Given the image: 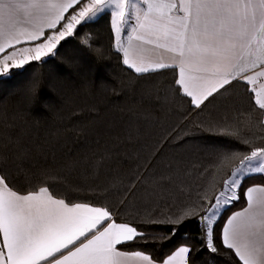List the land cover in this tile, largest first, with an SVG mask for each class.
I'll list each match as a JSON object with an SVG mask.
<instances>
[{
	"label": "snow or ice",
	"instance_id": "1",
	"mask_svg": "<svg viewBox=\"0 0 264 264\" xmlns=\"http://www.w3.org/2000/svg\"><path fill=\"white\" fill-rule=\"evenodd\" d=\"M105 31L120 63L158 106L156 122L166 134L145 143L146 155L127 176L100 180L97 171L95 179L75 180L81 167L88 169L79 160H64L54 172L39 133L37 109L46 114L51 107L42 97L45 83L28 79L10 107L0 105V264H197L204 253L211 260L202 264L233 253L238 264H264V183L245 186L252 175H264V142L244 138L240 120L264 133V0H0V53L22 38L46 37L19 59L15 53L0 58V80L29 61L54 59L69 37L78 36L83 51L93 50ZM94 50L103 60V50ZM81 66L79 55L68 56L49 95L67 89L69 74ZM169 70L171 81L155 79ZM239 87L249 101L246 115L229 103ZM174 116L210 137L242 140L248 150L211 142L166 155L164 144L190 139L178 137L182 126H172ZM96 121L80 132L99 143L112 130L99 113ZM127 134L134 136L131 128ZM196 153L214 158L217 172L227 175L218 190L213 180V195L184 199ZM241 199L245 206L228 214ZM177 201L179 214H165L163 221L145 211ZM185 222L195 223V234L185 233L163 254L154 251L171 244ZM144 223L171 227L154 233L143 230Z\"/></svg>",
	"mask_w": 264,
	"mask_h": 264
},
{
	"label": "trees",
	"instance_id": "2",
	"mask_svg": "<svg viewBox=\"0 0 264 264\" xmlns=\"http://www.w3.org/2000/svg\"><path fill=\"white\" fill-rule=\"evenodd\" d=\"M85 1V0H84ZM103 24L93 25V28H99ZM89 31L88 28L82 30ZM70 43L65 44L60 50V54L54 59L44 58L42 61H29L23 68L13 69L14 76L6 77L0 80V105L10 107L14 99L19 95V89L32 77H42L45 88L42 97L45 103L51 105L46 114L41 112L39 124V133L41 141H48V160L47 164L54 172H61L62 161L79 160L88 163V169L80 168V174L74 175L75 180H92L96 178L97 171L99 179L105 180L109 176L117 173L127 176L134 170L143 158L147 149L145 143H154L161 136L165 135V129L157 124L158 106L149 100L144 94L145 85L143 82L136 83L137 75L131 70H125L114 49L111 48L107 32H102L99 44L95 48L103 50V60L96 51H83L80 46L79 37L66 38ZM61 43H64L63 41ZM59 47V46H58ZM71 55H79L82 58L81 71H73L69 74L71 84L67 89L59 88L58 91L49 95V86L55 83L53 77L58 71L59 65L67 66V58ZM173 72L169 70L164 76L156 77L158 81H171ZM103 81V87L99 82ZM233 98L229 103L234 104L241 112L246 115L248 99L245 90L242 87L232 90ZM254 104V99L252 102ZM211 107V106H210ZM106 121L111 127L112 135L100 140L97 143L96 137H85L81 134L82 126H92L96 123V116ZM235 115V113H233ZM241 120V134L252 143L260 144L264 142V133L258 128H248ZM177 124L182 127L178 130V137L186 133L190 137L188 143L178 144L175 141L164 144V154L184 152L192 144L225 142L234 151H247L248 146L244 145L242 140L237 141L232 138L214 136L210 137L207 133H200L193 128L191 121H184L180 116H174L172 126ZM131 128L134 136L128 138L127 130ZM138 132V135H137ZM58 134V139L56 138ZM104 156L106 159L102 160ZM194 168L185 185L184 199L196 200L205 191L211 196L214 194L212 188L213 180L218 190L222 180L226 178L227 173L217 172L214 167V158L196 153L192 156ZM102 167L97 169V165ZM230 171V170H229ZM58 182L59 177H54ZM253 183H264V175L254 174L245 181V186ZM245 206L241 199L239 202L229 206V212L237 211ZM156 220L163 221L164 216L179 214L180 202L175 205H161L159 208L153 207L145 210ZM170 225L164 223H144L141 228L148 232L167 234ZM196 232L195 223L185 222L171 244L164 247L157 245L154 249L158 254H163L180 241L185 233ZM211 260L206 253L197 258V264H202L205 260ZM238 264L234 253L231 257H218L216 264Z\"/></svg>",
	"mask_w": 264,
	"mask_h": 264
},
{
	"label": "crops",
	"instance_id": "3",
	"mask_svg": "<svg viewBox=\"0 0 264 264\" xmlns=\"http://www.w3.org/2000/svg\"><path fill=\"white\" fill-rule=\"evenodd\" d=\"M85 3L87 2V0L84 1ZM67 15V14H66ZM59 27V26H58ZM45 32L48 33L49 30L45 29ZM46 37H41L40 40L38 41H28V40H25V39H21V42L20 43H17V44H14L12 47L10 48H5L4 52L3 53H0V56H4L6 54H9L7 52H9V50H12L13 52L14 51H24L25 48H31V47H34L35 43H39V42H42L43 39H45ZM24 55H26V53H24ZM167 63H171V61H166ZM178 71V69H177Z\"/></svg>",
	"mask_w": 264,
	"mask_h": 264
},
{
	"label": "rangeland",
	"instance_id": "4",
	"mask_svg": "<svg viewBox=\"0 0 264 264\" xmlns=\"http://www.w3.org/2000/svg\"><path fill=\"white\" fill-rule=\"evenodd\" d=\"M44 40V39H43ZM43 42V41H42ZM36 44V43H35ZM7 53H9V54H6V55H4V56H11L13 53H15V58L16 59H19L20 57H22L23 55H24V51H12V50H9V52H7ZM27 54V53H26ZM3 57V55L2 56H0V58H2ZM44 58H46V57H42V59H44ZM9 63H11V60H9ZM14 69H17V68H14ZM19 69V68H18Z\"/></svg>",
	"mask_w": 264,
	"mask_h": 264
}]
</instances>
